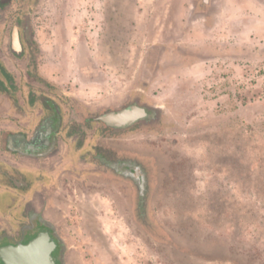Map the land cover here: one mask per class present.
Segmentation results:
<instances>
[{"label": "rangeland", "instance_id": "374dc122", "mask_svg": "<svg viewBox=\"0 0 264 264\" xmlns=\"http://www.w3.org/2000/svg\"><path fill=\"white\" fill-rule=\"evenodd\" d=\"M1 2L0 164L50 179L0 209V237L18 243L31 206L61 264H264V0ZM131 107L148 116L78 128ZM54 110L51 150H9Z\"/></svg>", "mask_w": 264, "mask_h": 264}, {"label": "trees", "instance_id": "16d2710c", "mask_svg": "<svg viewBox=\"0 0 264 264\" xmlns=\"http://www.w3.org/2000/svg\"><path fill=\"white\" fill-rule=\"evenodd\" d=\"M3 8H4V4L3 2L0 1V9H3ZM0 72H1V75L6 79L5 83L4 81L0 79V91L5 92L7 91V88L9 87V85L10 87H14L15 82L13 81L12 76L9 74L7 70H4L1 68ZM41 101L44 102L46 105L49 104V100H45V98ZM100 118L96 119L95 117L92 118V117L84 116V121L82 124L78 125L80 126L78 128L80 130L86 129V128L91 129L95 124L99 126V131H101L104 136L109 135L110 133L111 135L115 134L118 131L117 127L106 124ZM145 126H151V125L146 124ZM84 136L85 134H82L79 137V141L77 143L78 150L81 148L82 144L84 143V140H83ZM94 152L98 160H100V162H102V164H104L105 166H110V165L115 164L113 162H117L119 164L125 163V161L123 162L119 158H112L108 156V153H111V152L108 150V148L100 146L99 141L96 143ZM49 179L50 178L48 177V175L42 172H36V171L35 172H25L22 170L20 171L19 169L11 168L4 164H0V185L6 190L5 197H4L5 200L3 203L4 208H0L1 212L2 213L7 212L9 207L12 205L11 199L19 202L22 197L21 194H25L26 192H28V190L31 189L33 185H37V184L41 185V184L47 183ZM46 180L47 182H45ZM11 191H16L15 196L11 194ZM26 207H27L26 214L29 220L28 222L29 224H25L22 227V230L20 232V236L18 239L19 242L14 243V244L27 243L28 241L33 239L35 236H37L38 234L44 231H48L50 233L52 232L47 227V226H50V223L48 221L44 220L41 217V215L37 213L31 206H26ZM51 234L53 235L54 238H56L53 232ZM10 241L11 239H9L8 241L6 236H1L0 237V248L10 244ZM60 252L61 250L58 249L53 253V255L55 257L57 256L59 257ZM0 264H3L1 259H0Z\"/></svg>", "mask_w": 264, "mask_h": 264}, {"label": "water", "instance_id": "95a60500", "mask_svg": "<svg viewBox=\"0 0 264 264\" xmlns=\"http://www.w3.org/2000/svg\"><path fill=\"white\" fill-rule=\"evenodd\" d=\"M5 1V0H0ZM14 45L21 49L18 30H14ZM148 113L141 108L131 107L121 112L105 114L100 119L114 127H127L140 119H144ZM57 244L48 232L39 234L27 243L19 245H7L0 248V259L3 264H61L53 255Z\"/></svg>", "mask_w": 264, "mask_h": 264}, {"label": "flooded vegetation", "instance_id": "af4514ba", "mask_svg": "<svg viewBox=\"0 0 264 264\" xmlns=\"http://www.w3.org/2000/svg\"><path fill=\"white\" fill-rule=\"evenodd\" d=\"M60 122L61 121H60L59 110H57V111L54 110L53 116L50 118H47L37 128L36 132L34 134H32L30 137L26 138L25 136L20 135V134L14 135V136H9L7 138L9 150H11L14 153H16V152L20 153L24 156H42L43 154H45L46 152H48L49 150H51L54 147V144L58 138V129L60 126ZM133 124L131 126H133ZM131 126L119 127L118 129L130 128ZM47 227L55 235V231H54L53 226L50 225ZM44 232H48V231H44ZM44 232H42V233H44ZM48 233L50 234L51 239L53 241H55V243L57 244V247L54 250V252L58 249L61 250V247H60L61 243L58 240V238L56 237L57 238L56 239L53 237V235L50 232H48ZM37 236H35V237H37ZM8 245H19V244H8Z\"/></svg>", "mask_w": 264, "mask_h": 264}, {"label": "crops", "instance_id": "0c3cea01", "mask_svg": "<svg viewBox=\"0 0 264 264\" xmlns=\"http://www.w3.org/2000/svg\"><path fill=\"white\" fill-rule=\"evenodd\" d=\"M46 214H50V213H46ZM47 219H49V221H52L53 222V220L51 218H47Z\"/></svg>", "mask_w": 264, "mask_h": 264}]
</instances>
